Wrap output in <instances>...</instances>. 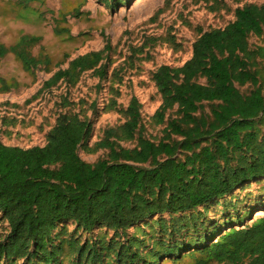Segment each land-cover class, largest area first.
I'll return each instance as SVG.
<instances>
[{"label":"trees","instance_id":"1","mask_svg":"<svg viewBox=\"0 0 264 264\" xmlns=\"http://www.w3.org/2000/svg\"><path fill=\"white\" fill-rule=\"evenodd\" d=\"M99 1L115 9L129 0ZM214 4L212 10H219ZM253 37L258 44L250 42ZM39 41L22 35L10 46L0 44V59L12 54L26 70L48 66V55L35 57L29 50ZM107 50L74 57L44 87L74 85L88 71L104 78ZM151 79L161 98L152 115L163 126L157 140L145 136L140 103L132 96L124 122L107 128L92 148L90 121L67 113L59 115L44 146L0 142V219L8 226L0 238V264H161L184 258L193 264H264V212L252 216L264 211V201L256 195L244 204L236 196L264 181V2L236 8L223 28L200 31L188 60L160 65ZM79 148L106 154L87 162ZM221 201L230 216L212 222L201 239H177L206 227L208 206ZM156 216L151 228L157 225L162 235L159 248L145 252L146 241L126 232ZM65 223H73L75 232L63 229ZM95 228L113 237L82 240Z\"/></svg>","mask_w":264,"mask_h":264},{"label":"rangeland","instance_id":"2","mask_svg":"<svg viewBox=\"0 0 264 264\" xmlns=\"http://www.w3.org/2000/svg\"><path fill=\"white\" fill-rule=\"evenodd\" d=\"M215 1L129 0L111 9L99 0H36L27 5L15 0H0V44L10 46L22 35L39 37L40 41L30 46V52L35 57L46 54L52 59L50 65L31 70L24 69L12 54L0 59V142L24 149L44 146L59 115L67 113L90 121L92 130L88 146L92 148L107 128L124 122V111L132 96L140 103L145 136L159 139L163 126L156 124L152 115L160 106L161 98L151 79L153 70L163 64L182 65L191 57L192 44L200 31L223 28L233 21L236 8L264 2L217 0L220 9L214 11ZM62 28L68 29L69 34H61ZM250 42L259 43L255 37ZM105 46L109 50L104 52L102 61L106 71L104 78L88 71L80 74L74 85L60 81L50 88L44 87L45 81L58 69L66 68L71 59ZM64 55L68 58L62 62ZM121 144L131 146L130 143ZM78 153L87 162H94L106 154L104 150L85 153L81 148ZM237 194V201L246 200L244 204L254 200L256 195H260L263 202L264 181L250 184ZM263 212L253 213V219ZM229 213L232 212H227L224 201L218 206L210 205L206 227H201L197 234L186 235L183 231L177 239L186 243L197 236L201 239L212 222L230 216ZM156 219L158 216L126 232L129 237L146 241L145 252L151 247L159 248L157 241L162 235L157 225L151 228ZM62 228L71 233L76 230L73 223H65ZM7 231L6 222L0 219V238H4ZM111 237L112 231L95 228L83 234L82 240ZM160 263L193 264L186 258L178 262L165 259Z\"/></svg>","mask_w":264,"mask_h":264}]
</instances>
